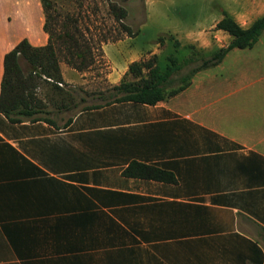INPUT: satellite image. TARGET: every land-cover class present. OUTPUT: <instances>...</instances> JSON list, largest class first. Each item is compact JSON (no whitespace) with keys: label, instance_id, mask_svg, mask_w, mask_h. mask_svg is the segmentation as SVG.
<instances>
[{"label":"crops","instance_id":"obj_1","mask_svg":"<svg viewBox=\"0 0 264 264\" xmlns=\"http://www.w3.org/2000/svg\"><path fill=\"white\" fill-rule=\"evenodd\" d=\"M203 2L202 18L152 46L104 43L110 83L151 55L227 46L225 13L242 28L264 15V0ZM43 22L40 0H0V84L5 53L47 42ZM65 97L50 100L55 114L77 108ZM83 107L57 119L44 104L20 122L0 112V264H264V31L154 104ZM131 162L170 178L124 175Z\"/></svg>","mask_w":264,"mask_h":264},{"label":"trees","instance_id":"obj_2","mask_svg":"<svg viewBox=\"0 0 264 264\" xmlns=\"http://www.w3.org/2000/svg\"><path fill=\"white\" fill-rule=\"evenodd\" d=\"M107 1L109 13L120 23L124 32L129 36L136 35V31L123 23V19L127 16V9L116 0ZM40 2L44 15L43 31L47 34V42L42 46H33L26 38H23L5 53L3 58L0 112L11 122H20L22 119L33 120L42 109L44 103L32 91L37 85V80L48 81L54 85L55 89L61 90L58 85L62 82L60 56L77 70H83L90 65L87 54H90L91 50L84 31L75 24L76 20H73L74 23L63 21L59 25V20L52 10L53 2L51 0H40ZM56 25H58L57 28ZM216 28L232 36L227 46L216 49L208 57L202 56L194 46H190L189 55L182 58L175 54L167 55L164 67L156 62L155 55L147 60L133 61L126 72L127 75H131V79L124 78L118 84L109 86L106 91H100L103 102L83 108H95L121 101L154 104L167 96L176 94L190 84L192 76L197 71L216 65L230 49L253 46L264 31V15L257 18L249 27L242 28L225 13L224 17L217 22ZM161 38L162 36L159 37L160 40ZM21 60L31 66L28 71L24 72ZM190 63L196 64L183 72L182 69ZM68 98L65 96L59 98L55 94V96L51 95L50 100L59 101L56 105L66 106L64 101ZM123 174L154 179L170 178V175L160 168L139 162H131L124 169Z\"/></svg>","mask_w":264,"mask_h":264},{"label":"rangeland","instance_id":"obj_3","mask_svg":"<svg viewBox=\"0 0 264 264\" xmlns=\"http://www.w3.org/2000/svg\"><path fill=\"white\" fill-rule=\"evenodd\" d=\"M51 1L53 2L52 10L59 20V25L63 21L74 23L75 19L77 22L75 24L84 31L91 50V53L87 54L90 65L83 70L75 69L60 56L61 90L58 92L53 90L54 85L42 79L37 80V85L32 90L36 97L44 102L45 110L50 112L49 116L55 115L54 117L58 119L59 117L65 118L85 105L103 102V99L92 95L99 91H106L112 85L108 80L110 68L104 57L102 46L104 43L123 38L127 33L109 13L107 0ZM116 2L127 9V16L123 19V23L137 32L133 37V46H131L137 48L154 45L153 40L170 25L179 22L191 25L195 19H200L205 14L203 0H116ZM116 51L114 48L109 49V54L114 60L121 57ZM156 62L164 67L167 60L166 57L157 58ZM21 63L24 72L31 68L24 60H21ZM195 64L190 63L182 71L185 72ZM124 78L131 79L132 77L130 74H124L121 80ZM69 92L74 96L73 101L77 103V108L66 113L55 114L56 108L51 104V95L56 94L60 98ZM81 96L86 100L80 101Z\"/></svg>","mask_w":264,"mask_h":264}]
</instances>
